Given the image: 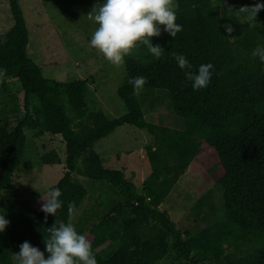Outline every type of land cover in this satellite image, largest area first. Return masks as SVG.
I'll return each instance as SVG.
<instances>
[{
    "label": "trees",
    "instance_id": "16d2710c",
    "mask_svg": "<svg viewBox=\"0 0 264 264\" xmlns=\"http://www.w3.org/2000/svg\"><path fill=\"white\" fill-rule=\"evenodd\" d=\"M177 1L176 23L182 30L175 38L164 32L151 38L164 48L159 59L143 45L125 57L126 78L118 94L127 112L110 118L84 105L80 96L89 79L63 82L45 77L28 52L29 29L21 4L10 0L14 24L0 34V69L6 70L0 77L20 80L24 105L22 112L14 113L13 125L8 118H0V195L23 164L26 130L38 128L29 108L30 94L39 97L49 132L60 134L66 143V171L48 188L59 187L62 192L63 206L55 217L45 219L41 207L30 200L8 205L0 201L10 221L0 237V264H14V253L24 241L44 251L47 227L55 221L73 222L88 195L78 176L100 183L105 214L89 225L86 236L98 264H158L168 255L185 264H264V63L251 56L258 43L264 44V10L259 12V24L229 33L224 27L233 23L214 0ZM180 53L193 71L201 61L214 65L206 88H191L174 59L173 54ZM137 76L146 78L142 95L153 96L160 88L170 92L173 110L185 120L183 129L146 120L139 94L129 83ZM123 124L148 128L154 135L155 143L147 148L152 173L138 193L124 171L104 167L94 148L96 141ZM203 142L214 148L223 165L218 181L223 210L218 214L214 200L208 199L211 191L201 194L191 207L201 223L185 235L161 205L200 154ZM134 213L163 228V239L155 250L139 231L120 243L123 230L136 225ZM78 232L84 234L85 228Z\"/></svg>",
    "mask_w": 264,
    "mask_h": 264
},
{
    "label": "rangeland",
    "instance_id": "374dc122",
    "mask_svg": "<svg viewBox=\"0 0 264 264\" xmlns=\"http://www.w3.org/2000/svg\"><path fill=\"white\" fill-rule=\"evenodd\" d=\"M29 29L28 52L42 67L45 77L63 82L89 79L81 93L84 105L90 110H102L110 118L127 112L118 89L126 78L125 63L120 68L110 65L103 55L89 47L88 41L97 27L87 16L96 0H19ZM221 14L230 20L232 29L254 26L261 22L260 13L255 20L235 12L243 5H253L254 0H214ZM175 10L178 1L174 0ZM226 12V13H225ZM14 24L10 0H0V34ZM224 27V26H223ZM225 28V27H224ZM140 103L149 123L183 129L185 120L172 107L170 92L157 89L153 96L139 93ZM29 108L38 123L36 130L27 129L28 146L20 170L12 183L0 195L6 205L16 200H30L41 207L42 197L66 171V143L60 134L49 132L46 113L39 97L30 94ZM24 92L18 78L0 77V118H8L13 125V115L23 111ZM155 143L148 128L140 129L132 124L118 126L111 134L96 141L95 150L102 157L105 168L124 171L134 192H140L145 179L152 173L147 148ZM224 170L213 147L202 143L200 154L193 160L188 171L176 183L161 205L167 210L177 227L186 235L197 227L191 207L197 198L208 191L214 200L218 214L223 210V189L218 184ZM88 195L81 204L72 224L76 230L88 227L104 215L101 206V189L91 179L78 176ZM105 189V187H104ZM103 189V190H104ZM108 210V209H107ZM106 210V212H107ZM97 213V214H95ZM136 225L123 230L122 243L134 231H139L151 250L163 239V228L158 222L134 213ZM89 221V223L87 222ZM88 223V224H87ZM7 227L0 237L5 234ZM158 264H185L174 255H168Z\"/></svg>",
    "mask_w": 264,
    "mask_h": 264
},
{
    "label": "clouds",
    "instance_id": "9594fccd",
    "mask_svg": "<svg viewBox=\"0 0 264 264\" xmlns=\"http://www.w3.org/2000/svg\"><path fill=\"white\" fill-rule=\"evenodd\" d=\"M264 10V0H257L253 5H243L235 12L244 14L248 20H255L257 14ZM97 27L88 41L89 47L103 55V58L113 67L120 68L125 63V57L134 49L143 45L155 59L162 57L164 48L152 43V37H159L162 32L175 38L182 30L176 23L174 0H96L87 14ZM163 26V27H161ZM225 29L231 33L230 25ZM177 66L184 71L185 78L190 81L192 89L206 88L214 72V65L201 61L195 66L182 53L173 54ZM251 56L264 63V44L258 43L251 51ZM6 70L0 69V76ZM129 83L134 94H139L146 83V78L137 76ZM59 187H53L42 197L41 211L56 216L63 206ZM0 233H3L10 221L5 218L4 209L0 208ZM72 206L69 205V213ZM48 238L43 240L44 251L24 241L19 245V251L14 253V264H98L91 248L90 241L79 233L69 221H55L47 227ZM45 252L47 257H45Z\"/></svg>",
    "mask_w": 264,
    "mask_h": 264
},
{
    "label": "crops",
    "instance_id": "0c3cea01",
    "mask_svg": "<svg viewBox=\"0 0 264 264\" xmlns=\"http://www.w3.org/2000/svg\"><path fill=\"white\" fill-rule=\"evenodd\" d=\"M182 129V128H181Z\"/></svg>",
    "mask_w": 264,
    "mask_h": 264
}]
</instances>
